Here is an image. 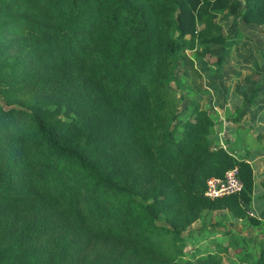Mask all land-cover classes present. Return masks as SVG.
Listing matches in <instances>:
<instances>
[{
	"label": "trees",
	"instance_id": "16d2710c",
	"mask_svg": "<svg viewBox=\"0 0 264 264\" xmlns=\"http://www.w3.org/2000/svg\"><path fill=\"white\" fill-rule=\"evenodd\" d=\"M241 1L264 24V0ZM239 6L0 0V264H223L229 249L264 264L232 233L185 256L204 211L244 219L252 204L248 153L215 144L195 65L197 45L226 42L218 14ZM177 68L194 91L182 112L167 88ZM233 167L242 190L206 196Z\"/></svg>",
	"mask_w": 264,
	"mask_h": 264
},
{
	"label": "rangeland",
	"instance_id": "374dc122",
	"mask_svg": "<svg viewBox=\"0 0 264 264\" xmlns=\"http://www.w3.org/2000/svg\"><path fill=\"white\" fill-rule=\"evenodd\" d=\"M236 1L240 3L236 11L226 10L216 17L224 34L225 44L210 43L196 47L197 52L205 51L204 56L195 63L202 75L204 92H207L200 101L215 120L213 133H218L220 118L224 120L225 125L235 124L233 128H237L236 131L245 133L244 142L249 146L257 145L255 155L264 158V121L258 124L260 127L254 129L253 133L251 126H247L254 123L257 116L263 113V105L258 102V98L264 96V91L259 89L264 85V24L245 20L242 1ZM186 53L193 56V51L187 50ZM176 75V80L168 81L167 88L171 95L179 100L177 111L182 112L183 107L187 106V98L192 96L194 91L178 68ZM238 117L241 120H238ZM217 136L218 143L221 141L224 147L228 148L226 141H223L224 136L220 133ZM263 175L258 173L256 177L260 186L264 182ZM158 221L164 223L162 217ZM261 223L262 226L259 227V223H253L249 217L234 218L227 210L204 211L200 219L190 226L191 236L188 231L184 233L187 243L185 256L194 257V251L211 246V240L227 243V233L234 234L240 246L254 239L256 243H251L248 248L257 254L264 248V222ZM229 252L223 259V264H237L236 255L231 249Z\"/></svg>",
	"mask_w": 264,
	"mask_h": 264
},
{
	"label": "crops",
	"instance_id": "0c3cea01",
	"mask_svg": "<svg viewBox=\"0 0 264 264\" xmlns=\"http://www.w3.org/2000/svg\"><path fill=\"white\" fill-rule=\"evenodd\" d=\"M259 89H261L262 91H264V85L263 86H260ZM205 93H207V92H205ZM205 93H202V95L199 97V101H200V99L203 98V96H204ZM262 94H264V92ZM259 101H260V104L263 105L262 106L263 107V109H262V112L263 113L260 112L261 113V114H259L260 116L259 115L257 116V118H256V120H255L254 123H252L250 125L248 123H246V124H248L247 125L248 127L251 126L250 127L251 128V133H253V130L254 129H258L260 127L258 125L259 123L261 124L262 121H264V96L259 97L258 98V102ZM200 103H201V101H200ZM201 105H202V103H201ZM238 120H241L240 117H239ZM219 121H220L219 122L220 128L218 130V133H220V134H222V136H224L223 137V139H224L223 141H226V143L228 145V148L230 147V145H232L233 147L234 146L236 147L237 144H240V147L242 148L243 153H246V152L248 153L247 160H248V162L253 167L254 181H255V183H254V192H253L252 204H251V207L248 209V212L252 213V215L249 214V216H247V217H249V218L250 217L255 218L257 220L256 223L257 224L259 223V227H261L262 226V223L261 222H264V182L261 183V186H260L259 184H257L256 177H257V174L258 173H263L264 174V158H262V157L259 158V157H257L255 155L256 154L255 153L256 152V149L258 148V147H256L257 145L255 144V141L253 142L255 144V146H249L248 143L244 142V139L243 138H244L245 133L244 132H238V131H236L237 128L236 129L233 128V126H235V124H233V126L231 124L225 125L226 123L221 118H220ZM235 122H238V121H235ZM222 131L224 133H222ZM217 134L216 133H213V135H212V137H213V139L215 141V144H219L218 143L219 137L217 136ZM234 135H236L235 138L233 137ZM257 136H255V138H257ZM220 144L223 145V143L221 141H220ZM235 147H234V149L238 151V149H236ZM195 223L196 222H194L193 224H195ZM189 230H192V228L189 227Z\"/></svg>",
	"mask_w": 264,
	"mask_h": 264
},
{
	"label": "built area",
	"instance_id": "2783aa9c",
	"mask_svg": "<svg viewBox=\"0 0 264 264\" xmlns=\"http://www.w3.org/2000/svg\"><path fill=\"white\" fill-rule=\"evenodd\" d=\"M206 185L205 194L210 198L237 194L243 188V183L238 177L236 167L226 170L223 177H210ZM248 213L252 215V213Z\"/></svg>",
	"mask_w": 264,
	"mask_h": 264
}]
</instances>
